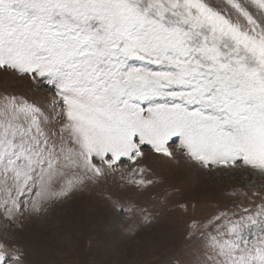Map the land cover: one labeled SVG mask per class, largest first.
<instances>
[{
    "label": "rangeland",
    "instance_id": "1",
    "mask_svg": "<svg viewBox=\"0 0 264 264\" xmlns=\"http://www.w3.org/2000/svg\"><path fill=\"white\" fill-rule=\"evenodd\" d=\"M204 4L223 42L264 56V0ZM5 94L53 99L14 73ZM145 119L53 116L38 158L0 165V264H264V126L190 137Z\"/></svg>",
    "mask_w": 264,
    "mask_h": 264
},
{
    "label": "snow or ice",
    "instance_id": "2",
    "mask_svg": "<svg viewBox=\"0 0 264 264\" xmlns=\"http://www.w3.org/2000/svg\"><path fill=\"white\" fill-rule=\"evenodd\" d=\"M213 19L204 0H0V73L53 97L0 96V165L38 158L53 116H150L190 137L264 126V56L223 42Z\"/></svg>",
    "mask_w": 264,
    "mask_h": 264
}]
</instances>
